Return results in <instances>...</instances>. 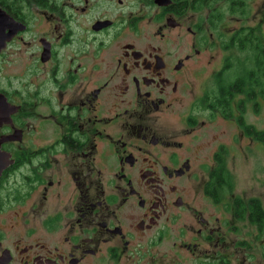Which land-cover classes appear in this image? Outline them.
I'll return each instance as SVG.
<instances>
[{"label":"flooded vegetation","instance_id":"obj_1","mask_svg":"<svg viewBox=\"0 0 264 264\" xmlns=\"http://www.w3.org/2000/svg\"><path fill=\"white\" fill-rule=\"evenodd\" d=\"M28 1L0 5L25 25L0 45V264H144L169 234L176 263L226 264L228 233L259 231L213 176L227 143L204 151L197 131L244 134L228 72L260 40L258 0H62L36 35L53 5Z\"/></svg>","mask_w":264,"mask_h":264},{"label":"rangeland","instance_id":"obj_2","mask_svg":"<svg viewBox=\"0 0 264 264\" xmlns=\"http://www.w3.org/2000/svg\"><path fill=\"white\" fill-rule=\"evenodd\" d=\"M62 0H50V4L53 6L48 8V13H38L35 16L33 21L34 28L36 33L32 32L29 35L44 34L48 31H53V26H58V16H59V6L61 5ZM28 4V3H27ZM28 9H25V12L31 14L30 11H34L35 6L31 5ZM256 10L258 12V35L260 41H264V0H258ZM44 16H49V19ZM42 17V18H41ZM230 26L226 27L225 30L229 31ZM28 35V33L26 34ZM238 49V50H237ZM235 49V52H231L233 58L231 62L233 64L230 66L232 69L228 73L231 74H240L248 70L249 66V56L251 53L250 49ZM62 52L60 51V54ZM212 53L215 55L211 64L208 67L210 71L211 68L219 67V62L221 59V51L213 50ZM250 65H252L250 63ZM10 66H6V69ZM12 71V69H11ZM8 72V71H7ZM198 85L201 83L198 81ZM199 88V87H198ZM242 107L243 109V118L245 121L254 126L258 130L264 131V101L258 99L257 104L254 105V102H245ZM211 120V119H210ZM208 123V122H207ZM206 123V125H207ZM172 125V124H171ZM181 127V126H180ZM235 127L233 124L223 120L216 119L211 121L207 126L200 127L197 131V135L205 140L204 151H209L214 148L217 142L224 141L228 145L227 152V166L233 178V187L232 190L226 194V198L229 200L233 195L242 196V197H258L264 208V145L260 141L251 140L244 132H240L236 140L233 136ZM233 140V141H232ZM201 150V153H205ZM203 202V201H202ZM214 207L210 206L208 211L212 212ZM241 228L240 235H233L228 233L227 235V260L226 264H264V233L256 235L255 229L253 226H248V224H239ZM189 233H186L185 236L180 237L177 241L190 240L186 238ZM175 240L174 235H167L158 243L157 246H153L151 249V255L145 257L144 264L147 262L153 264H194L196 258L192 260H187L183 258L184 263H176L177 259L180 258L176 256L177 251L173 246V241ZM239 242L244 240L246 244H240L233 246L231 243ZM180 253V252H179ZM183 252L180 254L182 255ZM205 255H203L204 258ZM202 258V259H203ZM197 260V259H196ZM178 262V261H177Z\"/></svg>","mask_w":264,"mask_h":264},{"label":"trees","instance_id":"obj_3","mask_svg":"<svg viewBox=\"0 0 264 264\" xmlns=\"http://www.w3.org/2000/svg\"><path fill=\"white\" fill-rule=\"evenodd\" d=\"M20 1L21 0H19V2ZM11 3H13V0H0V5L6 6L8 8ZM28 3H34L38 6H51L49 0H29ZM237 46L241 47L240 49L242 50L250 49L249 51L251 54L247 56V58L250 60L248 70L245 69V71H243L241 78H239V80L236 82L234 90H239L241 93H243L244 103L254 102V105H256L258 99L264 101V43L257 39L248 43H239ZM250 63L252 65H250ZM223 90L226 95L229 94L228 90L225 88ZM243 129L246 135H252L255 140L262 142L264 145L263 130H258L254 126L248 124L244 118ZM213 176H217V180L223 179L226 181V186L223 189L224 192L222 194L229 193L232 190L233 178L230 171L227 169H222L220 172L213 173ZM213 188L214 186H212V190ZM235 203L240 204V207H242V212L240 211V208H238V211L241 212L239 217L242 219H248L250 223L257 226L260 234L264 233V208L261 201H259L257 198H249L248 200H244L240 198V196H237ZM243 243L246 244L245 242Z\"/></svg>","mask_w":264,"mask_h":264},{"label":"water","instance_id":"obj_4","mask_svg":"<svg viewBox=\"0 0 264 264\" xmlns=\"http://www.w3.org/2000/svg\"><path fill=\"white\" fill-rule=\"evenodd\" d=\"M7 20L12 21V23L7 22ZM0 22H2L3 28L8 26L10 31L7 34H4L3 31L0 30V45L3 44L5 38L14 35L17 31L23 30L25 25L19 22H14L3 10L0 9Z\"/></svg>","mask_w":264,"mask_h":264}]
</instances>
